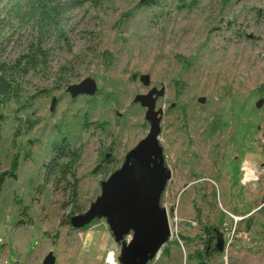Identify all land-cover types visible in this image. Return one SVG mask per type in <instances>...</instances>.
I'll use <instances>...</instances> for the list:
<instances>
[{"label": "rangeland", "instance_id": "rangeland-1", "mask_svg": "<svg viewBox=\"0 0 264 264\" xmlns=\"http://www.w3.org/2000/svg\"><path fill=\"white\" fill-rule=\"evenodd\" d=\"M146 2L85 1L70 9L62 27L66 41L51 33L46 64L18 77L20 99L1 112L0 170H13L16 178L3 183L0 228L12 236L9 227H16L15 237L36 245L49 238L55 264H107L108 251L118 259L121 244L104 218L79 229L67 220L89 208L101 183L147 134L146 108L135 98L163 89L155 110L172 172L161 197L172 236L148 264H198L196 252L215 245L205 228L222 231L235 222L247 234L207 262L232 264L237 243L241 256L234 263L253 264L254 250L264 255V0ZM4 5L10 4L1 2L0 17L7 20ZM12 25L0 30V62L7 64L35 39L29 27ZM86 77L96 81L97 92L71 98L67 86ZM25 122L35 123L27 130ZM62 137L79 152L74 198L65 181L44 184V164ZM253 208L261 236L250 217L234 215ZM31 218V225L18 227Z\"/></svg>", "mask_w": 264, "mask_h": 264}, {"label": "water", "instance_id": "water-1", "mask_svg": "<svg viewBox=\"0 0 264 264\" xmlns=\"http://www.w3.org/2000/svg\"><path fill=\"white\" fill-rule=\"evenodd\" d=\"M147 0H140L141 3ZM136 78L137 75L132 76ZM144 86L150 85L147 74L139 76ZM97 83L86 77L79 83L66 88L71 98L79 95L93 96L97 92ZM163 89H150L146 94L137 96L136 102L146 108L145 119L149 124L147 134L128 151L120 168L115 170L101 183V192L84 212L70 218L74 228H83L91 221L104 218L115 242L121 244L118 261L121 264H148L158 254L161 247L170 238V224L167 210L161 206V197L172 172L166 166L163 148L159 142V113L155 110L156 96ZM57 99H51L50 111H54ZM199 103L205 98L199 97ZM263 99L255 106L260 108ZM215 249L224 250V235L215 229ZM130 236L128 240L125 237ZM55 255L49 252L41 264H55Z\"/></svg>", "mask_w": 264, "mask_h": 264}, {"label": "trees", "instance_id": "trees-1", "mask_svg": "<svg viewBox=\"0 0 264 264\" xmlns=\"http://www.w3.org/2000/svg\"><path fill=\"white\" fill-rule=\"evenodd\" d=\"M9 6H3L2 9L8 19L0 17V30L4 26L14 27H29L35 33V39L30 42L26 51L20 54L11 64L0 62V133L4 116L1 113L2 109L12 100L20 99V83L18 77H22L30 70H35L40 66H44L49 56V49L44 45L45 40L50 37L51 33H55L59 39L65 40L63 32V22L66 19L67 12L80 6L85 1L96 3L97 0H7ZM157 0H148L146 4L155 3ZM66 41V40H65ZM35 122H25L27 130L32 129ZM87 124V123H86ZM85 125V124H84ZM19 129L16 135L19 133ZM79 158V152L76 148L70 145L68 138L62 137L55 141L52 148V153L48 161L44 164V184L49 180L65 181L71 187V195L74 198L77 194L78 179L74 173V164ZM104 161H107L104 158ZM99 167V166H97ZM98 169V168H96ZM16 178L13 170H0V194L3 183L6 178ZM72 178V182L69 180ZM55 182V183H56ZM72 217V216H71ZM70 217V218H71ZM20 220L19 223H23ZM64 224L63 222L60 223ZM70 224V219L67 220ZM74 228V227H72ZM210 239L216 240V232L213 227L205 228ZM218 252L213 247L205 246L203 251H198L195 257L198 264H208L207 260L211 253Z\"/></svg>", "mask_w": 264, "mask_h": 264}, {"label": "crops", "instance_id": "crops-1", "mask_svg": "<svg viewBox=\"0 0 264 264\" xmlns=\"http://www.w3.org/2000/svg\"><path fill=\"white\" fill-rule=\"evenodd\" d=\"M247 174L251 175V169H249ZM250 178H252V176ZM250 212L253 213L249 215ZM257 212H259V209L256 212H254V208H253L251 211L234 214V215L235 216L245 215L246 217H250L252 225L254 227L253 233H255V235L257 236H261L259 231L261 226L260 218H258L257 220L252 218ZM181 221L186 223L189 221V219H185ZM32 222L33 220L31 218V221L29 222L24 221L23 223H18L19 225L18 227H23L24 225H31ZM9 230L12 233V236L9 235L10 237L7 234V229L5 230L3 228H0V264H41L43 258L51 251L50 248L52 247L53 241L50 240L49 238L45 240L44 238L41 237L36 245L35 243H31V239L29 241L28 240L26 241L25 238L23 239V238L15 237L14 233L16 227L15 228L9 227ZM259 238L257 237V239ZM259 243L260 242H257V248L259 247ZM233 249L235 252H232V256H233L232 264H235L240 259L239 257L241 256V253L239 254L240 248L239 246H237V243L234 244ZM59 250L62 251L61 248ZM251 256H252V261H254L253 264H264V255L260 256L258 252L254 250ZM60 258H63V256L61 257L60 255Z\"/></svg>", "mask_w": 264, "mask_h": 264}, {"label": "built area", "instance_id": "built-area-1", "mask_svg": "<svg viewBox=\"0 0 264 264\" xmlns=\"http://www.w3.org/2000/svg\"><path fill=\"white\" fill-rule=\"evenodd\" d=\"M3 1L4 0H0V4ZM244 217H246V216H244ZM244 217H241V219L244 218ZM237 219L239 220V217H236V220ZM170 232H171V234H170V237H171L172 236L171 227H170ZM222 232H223V235H224V250L230 248V246L232 245L233 242H235L237 239H239V238H241L243 236L242 235L243 233H244V235L247 234L246 231L241 233V232L236 230V222L232 226L231 225H226L225 228L222 230ZM110 253H112V258L111 259H109ZM106 259H107L106 260L107 264H121L118 261V259L116 257H114V254H113L112 251H108L107 252Z\"/></svg>", "mask_w": 264, "mask_h": 264}, {"label": "flooded vegetation", "instance_id": "flooded-vegetation-1", "mask_svg": "<svg viewBox=\"0 0 264 264\" xmlns=\"http://www.w3.org/2000/svg\"><path fill=\"white\" fill-rule=\"evenodd\" d=\"M105 158L107 159V154L105 155Z\"/></svg>", "mask_w": 264, "mask_h": 264}]
</instances>
